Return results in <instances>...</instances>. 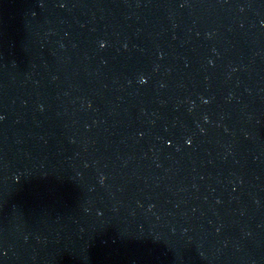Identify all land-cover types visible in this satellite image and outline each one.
<instances>
[{
  "label": "water",
  "instance_id": "water-1",
  "mask_svg": "<svg viewBox=\"0 0 264 264\" xmlns=\"http://www.w3.org/2000/svg\"><path fill=\"white\" fill-rule=\"evenodd\" d=\"M0 264H264V0H0Z\"/></svg>",
  "mask_w": 264,
  "mask_h": 264
}]
</instances>
